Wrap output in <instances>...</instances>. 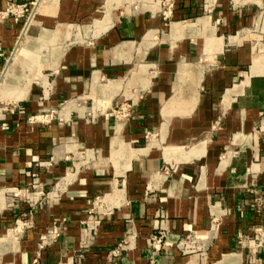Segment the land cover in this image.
<instances>
[{
	"label": "crops",
	"instance_id": "crops-1",
	"mask_svg": "<svg viewBox=\"0 0 264 264\" xmlns=\"http://www.w3.org/2000/svg\"><path fill=\"white\" fill-rule=\"evenodd\" d=\"M12 2L30 13L0 19V89L21 95L0 100V264H264V243L251 249L264 237V0H0V11ZM59 29L57 47L35 48ZM26 42L30 62L9 83ZM34 171L46 191L65 187L14 238L28 208L2 191ZM96 199L102 219L87 231Z\"/></svg>",
	"mask_w": 264,
	"mask_h": 264
},
{
	"label": "built area",
	"instance_id": "built-area-1",
	"mask_svg": "<svg viewBox=\"0 0 264 264\" xmlns=\"http://www.w3.org/2000/svg\"><path fill=\"white\" fill-rule=\"evenodd\" d=\"M167 1V0H165ZM30 13V8L25 4H17V3H8L4 11H0V19L12 18L15 22H19L20 20L27 17ZM134 106L132 101L125 100L123 103L114 105L112 109V115L116 121H120L122 119H126L130 113L131 109ZM44 118V117H43ZM42 121H45L42 119ZM2 128H6V125H3ZM79 161H87L89 157L86 153H82L79 157ZM53 164V160L50 159L48 161H39L36 160L35 167L36 168H45L48 169ZM74 169L76 167L73 165ZM30 183L26 187H6L2 191V195L7 199L8 205L12 207H19L21 205H25L28 208V212L23 213L18 219L15 220L14 227L12 229V236L17 238L21 235L26 229L32 227L31 216L38 206L43 204H47L50 201H57L59 199L60 194L64 190L65 187V179L61 178L57 182V184L50 190L46 191L44 189V185L40 181L39 175L37 172H30ZM102 204V201L99 199L94 200L93 206L89 211V216L87 221L85 222L86 230L93 231L102 219V214L98 212V208ZM96 216V217H95ZM63 222H56L46 229L45 233L40 237L38 250H43L46 247L51 246L62 234ZM162 239L163 235L161 232L155 234L151 237V248L152 253L155 254L160 251L162 247ZM253 245L251 247L252 254L256 253L258 249L263 246L264 237L261 233H257L253 237ZM126 247L125 242L118 244L115 249L108 253V259L110 261H115L120 257L122 251H124ZM178 249L182 253H188L189 251L194 250L192 237L187 235L184 240L178 246ZM253 264V263H252Z\"/></svg>",
	"mask_w": 264,
	"mask_h": 264
},
{
	"label": "bare ground",
	"instance_id": "bare-ground-1",
	"mask_svg": "<svg viewBox=\"0 0 264 264\" xmlns=\"http://www.w3.org/2000/svg\"><path fill=\"white\" fill-rule=\"evenodd\" d=\"M106 20H107V16L105 17V21ZM62 33H64V31L59 29L54 34H42L41 37L38 39V41H39V43L44 44L47 41L52 40L54 37L60 36ZM28 44H29L28 42L25 43L21 47V49L18 51L17 55L13 58V61H12L11 65H10V68H9V71H8V74H7V78L9 80V83H11L12 75L14 76L16 71L21 69L24 66V62H23L24 57L28 56L29 53L31 52V48L28 46ZM18 81H19V79H18ZM20 97H21L20 92L19 93L18 92L14 93V92L11 91V89H9V87L0 89V100H4V99H7V98H11V99L17 100V99H20Z\"/></svg>",
	"mask_w": 264,
	"mask_h": 264
},
{
	"label": "rangeland",
	"instance_id": "rangeland-1",
	"mask_svg": "<svg viewBox=\"0 0 264 264\" xmlns=\"http://www.w3.org/2000/svg\"><path fill=\"white\" fill-rule=\"evenodd\" d=\"M79 30H81V29H79ZM87 30V28L86 27H83V31H86ZM68 36H71V34L69 33L68 34ZM69 38V37H68ZM78 41V40H77ZM61 42H65V41H61ZM72 42H75V41H73L71 38L70 39H68L67 41H66V44H69V43H72ZM27 43V42H26ZM29 44H28V46L31 48V50H32V47H33V45L30 43V42H28ZM49 44H54L53 46H49ZM56 44H58V40H55V41H48L47 42V44L45 45V43L44 44H37V45H35V48H38V49H41V50H44V49H47V51H49V49H53V48H55V47H57L56 46ZM30 59H31V56H28L27 58H25L24 57V59H23V62H24V66H26V64H28L29 62H30ZM33 65V64H32ZM23 66V67H24ZM31 74V73H30ZM32 75V74H31ZM22 76H23V78L24 79H26L27 78V73L24 71L23 72V74H22Z\"/></svg>",
	"mask_w": 264,
	"mask_h": 264
}]
</instances>
